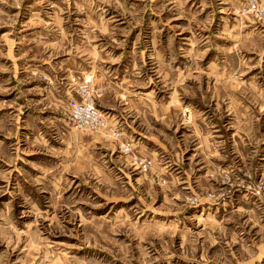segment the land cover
Segmentation results:
<instances>
[{"label":"rangeland","instance_id":"374dc122","mask_svg":"<svg viewBox=\"0 0 264 264\" xmlns=\"http://www.w3.org/2000/svg\"><path fill=\"white\" fill-rule=\"evenodd\" d=\"M0 264H264V0H0Z\"/></svg>","mask_w":264,"mask_h":264},{"label":"built area","instance_id":"2783aa9c","mask_svg":"<svg viewBox=\"0 0 264 264\" xmlns=\"http://www.w3.org/2000/svg\"><path fill=\"white\" fill-rule=\"evenodd\" d=\"M248 10H253L256 14L258 9L254 1L249 2L247 5ZM92 84L91 77H84L82 85L80 87V99H71L68 102V119L72 124L79 129L86 130L92 134H102L104 136H110L118 139L120 133L117 128H108L107 120L101 110H99L94 101L99 99L102 94L99 91H93L90 89ZM120 151L124 155H131V145L122 143ZM152 166L151 161H140L139 164H135L137 170H148Z\"/></svg>","mask_w":264,"mask_h":264}]
</instances>
